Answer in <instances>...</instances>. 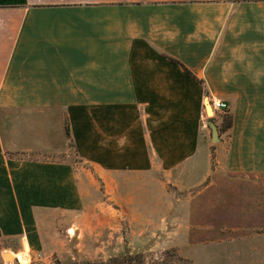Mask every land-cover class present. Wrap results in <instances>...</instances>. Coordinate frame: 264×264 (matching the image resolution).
I'll list each match as a JSON object with an SVG mask.
<instances>
[{"label":"crops","instance_id":"0c3cea01","mask_svg":"<svg viewBox=\"0 0 264 264\" xmlns=\"http://www.w3.org/2000/svg\"><path fill=\"white\" fill-rule=\"evenodd\" d=\"M186 175L206 240L264 236V0H0V264Z\"/></svg>","mask_w":264,"mask_h":264},{"label":"rangeland","instance_id":"374dc122","mask_svg":"<svg viewBox=\"0 0 264 264\" xmlns=\"http://www.w3.org/2000/svg\"><path fill=\"white\" fill-rule=\"evenodd\" d=\"M131 186L117 200L106 195L96 210L74 218L79 226L66 219L72 223L60 229V252L33 256L31 264H264V236L212 242L201 235L205 226L190 225L188 175L135 179Z\"/></svg>","mask_w":264,"mask_h":264},{"label":"bare ground","instance_id":"6f19581e","mask_svg":"<svg viewBox=\"0 0 264 264\" xmlns=\"http://www.w3.org/2000/svg\"><path fill=\"white\" fill-rule=\"evenodd\" d=\"M212 112L210 111V114ZM9 256L8 258L11 260H18V263L20 264H31L32 263V255L29 247H25L23 250L18 251V252H12L9 251ZM6 254V253H5Z\"/></svg>","mask_w":264,"mask_h":264},{"label":"trees","instance_id":"16d2710c","mask_svg":"<svg viewBox=\"0 0 264 264\" xmlns=\"http://www.w3.org/2000/svg\"><path fill=\"white\" fill-rule=\"evenodd\" d=\"M232 124V120H231V118H229L228 120H227V126H230ZM67 135L69 136V138H71V135H70V130L68 129V131H67ZM72 145V144H71ZM0 237H1V233H0ZM114 259L112 260V262L110 261V263H108V264H112V263H114ZM123 264H131V259L129 260V259H127Z\"/></svg>","mask_w":264,"mask_h":264},{"label":"built area","instance_id":"2783aa9c","mask_svg":"<svg viewBox=\"0 0 264 264\" xmlns=\"http://www.w3.org/2000/svg\"><path fill=\"white\" fill-rule=\"evenodd\" d=\"M216 108L221 111H227L228 105L226 103L219 102L218 104H216Z\"/></svg>","mask_w":264,"mask_h":264},{"label":"water","instance_id":"95a60500","mask_svg":"<svg viewBox=\"0 0 264 264\" xmlns=\"http://www.w3.org/2000/svg\"><path fill=\"white\" fill-rule=\"evenodd\" d=\"M212 128H213V131H214V136H215V137H218V131H217V127H216V126L213 124V125H212ZM8 256H9V253H7V254H6V258H7V259H8V261H9V258H8ZM14 262H15V263H18V260H17V259H15V260H14Z\"/></svg>","mask_w":264,"mask_h":264}]
</instances>
